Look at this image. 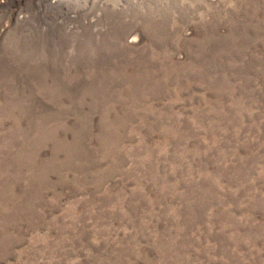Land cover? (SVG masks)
Segmentation results:
<instances>
[{
  "label": "rangeland",
  "instance_id": "obj_1",
  "mask_svg": "<svg viewBox=\"0 0 264 264\" xmlns=\"http://www.w3.org/2000/svg\"><path fill=\"white\" fill-rule=\"evenodd\" d=\"M0 264H264V0H0Z\"/></svg>",
  "mask_w": 264,
  "mask_h": 264
},
{
  "label": "bare ground",
  "instance_id": "obj_2",
  "mask_svg": "<svg viewBox=\"0 0 264 264\" xmlns=\"http://www.w3.org/2000/svg\"><path fill=\"white\" fill-rule=\"evenodd\" d=\"M13 1H19V0H13Z\"/></svg>",
  "mask_w": 264,
  "mask_h": 264
}]
</instances>
